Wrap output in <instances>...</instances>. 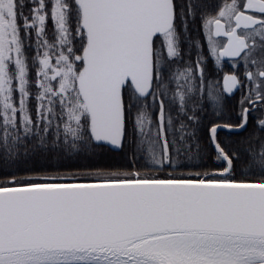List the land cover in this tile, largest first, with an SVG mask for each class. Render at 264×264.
I'll use <instances>...</instances> for the list:
<instances>
[{
  "label": "snow or ice",
  "instance_id": "obj_1",
  "mask_svg": "<svg viewBox=\"0 0 264 264\" xmlns=\"http://www.w3.org/2000/svg\"><path fill=\"white\" fill-rule=\"evenodd\" d=\"M0 264H264V0H0Z\"/></svg>",
  "mask_w": 264,
  "mask_h": 264
},
{
  "label": "trees",
  "instance_id": "obj_2",
  "mask_svg": "<svg viewBox=\"0 0 264 264\" xmlns=\"http://www.w3.org/2000/svg\"><path fill=\"white\" fill-rule=\"evenodd\" d=\"M48 26H49V29H51V22L49 21V23H48ZM213 69H212V67H211V65H210V67H209V71H212Z\"/></svg>",
  "mask_w": 264,
  "mask_h": 264
},
{
  "label": "flooded vegetation",
  "instance_id": "obj_3",
  "mask_svg": "<svg viewBox=\"0 0 264 264\" xmlns=\"http://www.w3.org/2000/svg\"><path fill=\"white\" fill-rule=\"evenodd\" d=\"M227 67H228V66H227V65H225V69H226V70H227Z\"/></svg>",
  "mask_w": 264,
  "mask_h": 264
}]
</instances>
